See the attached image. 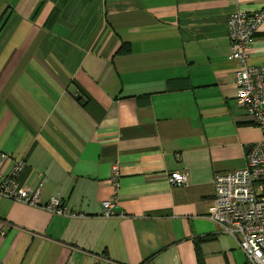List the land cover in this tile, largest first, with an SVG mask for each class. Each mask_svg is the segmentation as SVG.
Listing matches in <instances>:
<instances>
[{
  "label": "crops",
  "instance_id": "crops-1",
  "mask_svg": "<svg viewBox=\"0 0 264 264\" xmlns=\"http://www.w3.org/2000/svg\"><path fill=\"white\" fill-rule=\"evenodd\" d=\"M262 7L0 0V154L25 161L19 180L42 202L83 213L0 196V264H250L207 213L216 172L262 139L237 101L226 24ZM246 62L264 65V24Z\"/></svg>",
  "mask_w": 264,
  "mask_h": 264
},
{
  "label": "built area",
  "instance_id": "built-area-1",
  "mask_svg": "<svg viewBox=\"0 0 264 264\" xmlns=\"http://www.w3.org/2000/svg\"><path fill=\"white\" fill-rule=\"evenodd\" d=\"M226 24L230 40L228 59L240 64L235 72L237 101L262 130V139L250 146L243 167L216 172L213 203L207 215L238 243L250 263L264 264V65L250 66L246 62L250 42L264 24V7L254 12L231 13ZM6 162L10 163L9 172L2 168ZM25 164L23 159L0 154V196L41 207L51 214L83 215L70 211L58 197L42 202L39 189L24 187L19 176ZM117 174V167H114L112 181L116 186ZM186 178L185 172H173L167 177L175 186L183 185ZM101 204L103 216L114 215L113 201L104 200Z\"/></svg>",
  "mask_w": 264,
  "mask_h": 264
},
{
  "label": "rangeland",
  "instance_id": "rangeland-1",
  "mask_svg": "<svg viewBox=\"0 0 264 264\" xmlns=\"http://www.w3.org/2000/svg\"><path fill=\"white\" fill-rule=\"evenodd\" d=\"M250 148V147H249ZM250 264H252V263H250Z\"/></svg>",
  "mask_w": 264,
  "mask_h": 264
}]
</instances>
